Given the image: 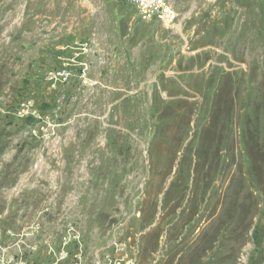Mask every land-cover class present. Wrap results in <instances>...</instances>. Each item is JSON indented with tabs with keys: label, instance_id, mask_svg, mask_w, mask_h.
Segmentation results:
<instances>
[{
	"label": "rangeland",
	"instance_id": "rangeland-1",
	"mask_svg": "<svg viewBox=\"0 0 264 264\" xmlns=\"http://www.w3.org/2000/svg\"><path fill=\"white\" fill-rule=\"evenodd\" d=\"M175 10L0 0V264H264V0Z\"/></svg>",
	"mask_w": 264,
	"mask_h": 264
},
{
	"label": "built area",
	"instance_id": "built-area-1",
	"mask_svg": "<svg viewBox=\"0 0 264 264\" xmlns=\"http://www.w3.org/2000/svg\"><path fill=\"white\" fill-rule=\"evenodd\" d=\"M136 11L139 19L145 22H157L166 30H175L178 23V13L175 10V0H126ZM69 73L63 72H50L45 75V79L52 81H66ZM25 111L16 114L20 118L30 116L37 118L36 112L33 108L25 104ZM77 239V237H74ZM66 240V239H65ZM105 252L100 256L95 255L93 264H137L133 257H129L127 247L125 244L120 243L113 239L105 248ZM108 251L112 254L109 255Z\"/></svg>",
	"mask_w": 264,
	"mask_h": 264
}]
</instances>
